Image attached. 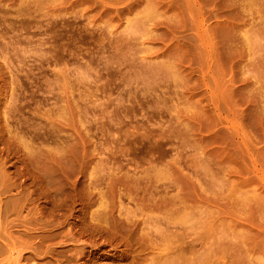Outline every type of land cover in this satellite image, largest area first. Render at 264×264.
<instances>
[{"label":"rangeland","instance_id":"rangeland-1","mask_svg":"<svg viewBox=\"0 0 264 264\" xmlns=\"http://www.w3.org/2000/svg\"><path fill=\"white\" fill-rule=\"evenodd\" d=\"M0 264H264V0H0Z\"/></svg>","mask_w":264,"mask_h":264}]
</instances>
